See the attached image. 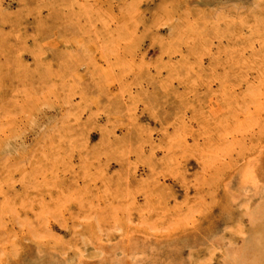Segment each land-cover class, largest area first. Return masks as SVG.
Segmentation results:
<instances>
[{"label": "rangeland", "instance_id": "1", "mask_svg": "<svg viewBox=\"0 0 264 264\" xmlns=\"http://www.w3.org/2000/svg\"><path fill=\"white\" fill-rule=\"evenodd\" d=\"M263 149L264 0H0V264H264Z\"/></svg>", "mask_w": 264, "mask_h": 264}, {"label": "bare ground", "instance_id": "2", "mask_svg": "<svg viewBox=\"0 0 264 264\" xmlns=\"http://www.w3.org/2000/svg\"><path fill=\"white\" fill-rule=\"evenodd\" d=\"M189 76V75H188ZM235 126V125H234ZM263 146V145H262ZM256 157V156H255ZM254 157V158H255ZM253 160V159H252ZM258 162H259V164L261 165V166H264V149L262 150V152H261V155H260V157H259V159H258ZM256 164V163H255ZM230 168V167H229ZM237 171V170H236ZM259 175V174H258ZM237 177V176H236ZM228 184V183H227ZM260 189V188H259ZM245 190H248V189H245ZM240 199V198H239ZM248 209V208H247ZM165 218V217H164ZM26 242H27V240H26ZM243 262V261H242ZM107 264V263H106Z\"/></svg>", "mask_w": 264, "mask_h": 264}]
</instances>
